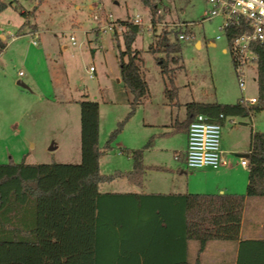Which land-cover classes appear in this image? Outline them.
Segmentation results:
<instances>
[{
  "label": "rangeland",
  "instance_id": "obj_1",
  "mask_svg": "<svg viewBox=\"0 0 264 264\" xmlns=\"http://www.w3.org/2000/svg\"><path fill=\"white\" fill-rule=\"evenodd\" d=\"M154 1L158 4L160 12L156 13L161 19L155 27L150 23L147 7L140 0H18L19 6H8L0 12V37L6 42L0 53V163L9 160L78 162L79 100H95L99 104V147L108 139L117 121L125 117L131 94L125 91L119 80L118 60L119 51L124 49V28L117 26L114 30L109 26V20L140 18L141 29L132 47L139 51L149 97L110 143L111 148L105 152L109 160L107 163L102 161L99 168L102 173L128 168L127 150L142 147L143 141L139 142L142 131L151 132L149 125L143 130L142 122L152 120L159 109L168 111L164 107H170L174 124L176 118L184 119L185 103L189 101L233 103L242 97H256L254 72L248 70L243 90L238 86L227 41L218 30L221 20H202L206 0ZM20 9L31 12L32 16L25 19ZM27 20L35 24L36 32L31 31L28 24L19 31ZM180 23L186 26H180ZM185 27L189 37L178 38L182 40L179 52L166 55L150 49L157 43V38L153 37L154 29L184 33ZM17 32L20 34L16 35ZM217 35H220L219 39H216ZM70 37L74 38L73 44ZM169 39L174 40L173 34ZM32 40L36 43L33 44ZM208 41H214L215 46L211 47ZM222 48L227 51L222 52ZM174 56L178 57L177 62L172 61ZM161 60L167 62V72L161 70ZM171 74L175 75L173 82L177 87L176 96L172 98L164 92L171 87ZM255 117L256 128L264 130V110L257 112ZM238 120L247 123L244 125ZM248 121L249 118L244 116L235 117L233 125L226 120L221 127L220 148H225L233 140L240 147L246 146ZM183 140V133L161 140L167 149L155 155L164 162H171V149L181 148ZM251 199L255 203L264 201V197ZM254 205L256 211L254 208L253 211L258 218L264 219V207ZM254 224L242 216L239 240L244 241L247 225ZM190 243L191 255H194L198 244L195 241ZM209 245L224 246V250L228 247L226 252L219 250L218 255L210 256V261L236 263L234 252L238 253L239 241L214 240Z\"/></svg>",
  "mask_w": 264,
  "mask_h": 264
},
{
  "label": "trees",
  "instance_id": "obj_2",
  "mask_svg": "<svg viewBox=\"0 0 264 264\" xmlns=\"http://www.w3.org/2000/svg\"><path fill=\"white\" fill-rule=\"evenodd\" d=\"M147 7L152 26L160 22L158 4L140 0ZM19 6L18 0H0V12ZM27 19L31 12L20 9ZM113 29L124 28V49L118 53L119 77L126 92L129 110L117 121L108 139L98 146L99 104L79 100L80 160L78 162L33 163L24 160L0 163V264H199L190 260L188 242L198 244L197 253L214 240L239 241L235 264H264V251L252 256L242 254L239 240L246 198L264 197V131L250 135L248 179L245 193H132L102 192L101 183L115 178L137 180L145 169H160L143 164L141 149L127 150L132 159L130 170L105 174L99 160L111 148V142L125 122L148 97L139 51L132 47L141 29L132 20L114 19ZM30 30L35 24L28 20ZM96 30H98L96 28ZM115 33V32H114ZM185 34H189L185 27ZM20 33H16L19 35ZM174 40L170 41L169 35ZM176 30L161 28L153 51L177 53L182 40ZM116 35V33H115ZM233 34L228 35V41ZM6 42L0 37V53ZM256 102L240 99L235 103L190 101L185 104L186 119L178 130H187L195 114L222 122L226 116H249L264 110V45L254 44ZM177 62L178 57L171 58ZM167 72V62L161 60ZM174 74L165 95L176 96ZM223 118H219V115Z\"/></svg>",
  "mask_w": 264,
  "mask_h": 264
},
{
  "label": "crops",
  "instance_id": "obj_3",
  "mask_svg": "<svg viewBox=\"0 0 264 264\" xmlns=\"http://www.w3.org/2000/svg\"><path fill=\"white\" fill-rule=\"evenodd\" d=\"M36 32V28L31 30ZM35 41V40H32ZM33 43V42H32ZM196 44H199L196 41ZM208 44L213 47L215 46L214 41H208ZM222 52H226L225 48H222ZM249 70L255 74V63H253ZM255 79V76L253 77ZM120 80V79H119ZM117 80V81H119ZM23 83L20 80H17V83ZM257 96V95H256ZM243 99V97L241 98ZM247 99V98H245ZM237 99L235 102L239 101ZM190 102V101H189ZM206 102V101H199ZM208 102H219V101H208ZM233 102V103H235ZM144 103V102H143ZM139 105L136 109H138ZM187 103V102H186ZM185 103V104H186ZM226 103V102H219ZM167 106V103L164 102ZM169 105V103H168ZM168 111L164 109H159L152 120L143 121L142 126L143 130H146V126L149 125L151 132L146 134L142 131L139 142L143 141L141 149V157L143 164L147 166H157L160 169L148 168L143 171L140 178L137 180L139 183H134L128 181L126 178H115L109 182L101 183L99 189L102 192H132V193H233V194H243L246 190L247 179H248V166H243L240 163L242 158L248 160V157H243L241 154H249V142L250 135L254 131H264L261 128H256V113L261 111L252 112L249 116H244L249 118V129L247 131V145L240 147L236 140H233L229 143L228 146L221 149V159L222 162L219 167L213 169L210 167H202L197 169H188L184 163V151L186 148V131L183 129L178 130V124L186 119V110L185 117L182 120L176 118L174 124L171 122L172 119V110L170 107ZM242 115L226 116L222 119L221 126L223 127L226 120H230L232 125L234 124L235 117H241ZM243 117V116H242ZM239 122L246 125L247 121L238 120ZM231 125V124H230ZM248 126V125H247ZM173 127V129H172ZM175 133H183L184 140L183 146L181 148H172L173 151L171 162H164L160 160L155 154L156 152H161L167 148L164 146L163 139H169ZM29 145H32L31 143ZM121 148V147H120ZM121 149H126L123 147ZM129 150V149H128ZM135 150V149H131ZM121 153V152H120ZM107 153H105L99 160V168L101 162L107 163L109 158L106 159ZM130 160L128 168L120 169L115 168L114 170H130L132 168V159ZM113 170V171H114ZM189 170V172H188ZM113 173V172H112ZM161 173L162 175H156ZM109 174V173H105ZM251 198H246L243 207L242 216L245 220H252L255 222L254 225H247L245 231L246 236L243 239L242 243L245 246L244 255L252 256L257 252L264 251V219L262 217L258 218L256 214V205L264 207V201H257L256 203L252 201ZM253 208L255 211H253ZM256 233V234H255ZM240 239V238H239ZM211 242V241H210ZM194 247V246H193ZM193 249V248H192ZM191 243L188 242V256L190 260H195L196 258L199 261V264H219L213 261H210V256L218 255L217 252H226L228 247L224 250V246L214 247L209 245V242L205 245L203 250L199 253H194L191 255ZM220 250V251H219ZM224 250V251H223ZM197 251V250H196ZM190 254V255H189ZM205 256V257H204ZM234 256L237 257V252H234ZM234 259V258H233Z\"/></svg>",
  "mask_w": 264,
  "mask_h": 264
},
{
  "label": "built area",
  "instance_id": "obj_4",
  "mask_svg": "<svg viewBox=\"0 0 264 264\" xmlns=\"http://www.w3.org/2000/svg\"><path fill=\"white\" fill-rule=\"evenodd\" d=\"M157 11L160 12L159 9ZM213 18L221 20L218 30L223 33V37L227 41L236 80L239 88L243 90L249 67L256 59V53L252 46L254 44L264 45V0H206L202 20L211 21ZM133 23L140 24V18L136 16ZM113 25V23H109L110 27ZM180 26L186 25L180 23ZM233 33L234 36L228 41V35ZM188 37V34L182 32L178 34L179 39ZM219 38L220 35H217L216 39ZM70 40L73 44L74 38L70 37ZM91 69L90 67L89 70ZM242 100H247L250 103L257 101L255 96ZM219 118H223L221 114ZM221 127L219 121H210L201 113L192 117L186 131L184 151V163L188 169L219 167L222 162ZM240 163L247 166L248 161L242 158Z\"/></svg>",
  "mask_w": 264,
  "mask_h": 264
},
{
  "label": "water",
  "instance_id": "obj_5",
  "mask_svg": "<svg viewBox=\"0 0 264 264\" xmlns=\"http://www.w3.org/2000/svg\"><path fill=\"white\" fill-rule=\"evenodd\" d=\"M19 85H21V86H23V87H25V84L24 83H18ZM241 156H243V157H248L249 156V154L248 153H243V154H241Z\"/></svg>",
  "mask_w": 264,
  "mask_h": 264
}]
</instances>
